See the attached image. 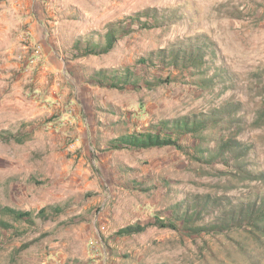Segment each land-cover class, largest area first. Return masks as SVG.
<instances>
[{"label": "rangeland", "instance_id": "1", "mask_svg": "<svg viewBox=\"0 0 264 264\" xmlns=\"http://www.w3.org/2000/svg\"><path fill=\"white\" fill-rule=\"evenodd\" d=\"M112 27L110 52L81 56ZM101 70L138 88L95 80ZM185 118L206 123L175 136L181 149L110 146ZM3 130L31 139L0 141V204L35 225L0 229V264H264V219L117 234L190 202L207 208L196 226L261 208L264 0H0ZM221 142L235 154L212 155Z\"/></svg>", "mask_w": 264, "mask_h": 264}, {"label": "trees", "instance_id": "2", "mask_svg": "<svg viewBox=\"0 0 264 264\" xmlns=\"http://www.w3.org/2000/svg\"><path fill=\"white\" fill-rule=\"evenodd\" d=\"M122 31V28H121ZM120 33V30L117 29V27H112L108 31V33L104 36L103 42H96V43H88L85 48L81 51V56H87V55H101L106 54L110 52L113 47L115 46L116 41L118 40V35ZM78 47L80 43H77ZM182 62V64H187V59L183 58L182 60H179ZM141 63L145 62V58H142L140 60ZM181 64V65H182ZM196 66V64L194 65ZM193 66V67H194ZM95 80L99 79H105L110 80L111 85L114 88L118 89H125L127 86H131L132 88L136 89L138 88V79L133 76L131 72L123 71L122 73H119L118 70H113L112 73L108 72L106 74L105 71L101 70L95 73L94 75ZM149 83V82H148ZM168 122H163V125L165 129L169 128L170 130L174 129L176 132H171V134L161 135V133H140V134H123L119 136L118 138H115L110 141V146L113 149H121V148H130L135 150H142V149H150V148H164V147H176L181 149L182 146L179 142L180 136L179 133L181 132H196L198 129L202 127V125L206 122L199 121V120H191L189 118L183 119V121L180 122V120H175L173 123V127L166 126ZM31 139V133H25V134H15L9 130H3L0 132V141L1 142H15L18 144H23ZM230 142H221L219 145V151H213L212 155L221 154L225 151H232L233 154H235V149L232 148ZM212 158H214L212 156ZM210 158V159H212ZM136 186L143 185L138 184L136 180L131 181ZM135 187V186H131ZM146 187V186H145ZM143 188V187H141ZM139 188V189H141ZM144 189V188H143ZM251 204V202L240 206L231 205V208L229 211L223 212L221 216L216 217L214 220H211L203 225L196 226L200 216L203 215V212L205 209H207L205 206H203L199 201H196V204L193 203H186V207L183 210H179L180 205H174L173 211L174 215L173 217H167V219H161V218H154V220H151L149 223L143 224L141 222H137L135 224H130L122 229H120L117 234L120 236H130L135 235L144 232L148 227L150 226H157L160 228H167L171 227L175 230H185L188 231L190 234L195 233H203V232H209L215 229H223L224 227L228 228L230 227L229 222L234 223L235 219L243 218L247 219L249 217H252V219H255L256 221H261L264 219V197H262L261 200V208L258 209L256 204ZM216 203V202H215ZM218 203V202H217ZM237 208H239V211H237ZM175 209V210H174ZM44 212H41L43 214ZM12 221V223L10 222ZM33 213L31 212H25L21 210H17L14 208H11L9 206H2L0 204V229L5 230H17L20 226L23 224L25 225H31L34 226ZM240 221V220H239ZM14 223V224H13ZM15 223H18L20 226L15 227Z\"/></svg>", "mask_w": 264, "mask_h": 264}]
</instances>
